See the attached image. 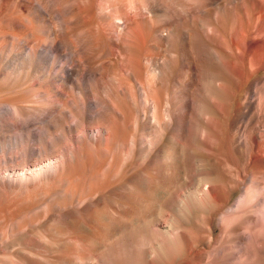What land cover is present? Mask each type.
<instances>
[{
    "label": "bare ground",
    "instance_id": "obj_1",
    "mask_svg": "<svg viewBox=\"0 0 264 264\" xmlns=\"http://www.w3.org/2000/svg\"><path fill=\"white\" fill-rule=\"evenodd\" d=\"M261 71L264 0H0V264H259Z\"/></svg>",
    "mask_w": 264,
    "mask_h": 264
},
{
    "label": "rangeland",
    "instance_id": "obj_2",
    "mask_svg": "<svg viewBox=\"0 0 264 264\" xmlns=\"http://www.w3.org/2000/svg\"><path fill=\"white\" fill-rule=\"evenodd\" d=\"M249 7V6H248ZM34 12L36 13L37 12V9H35L34 8ZM7 31H8V29H7ZM60 36L62 37V38H64L65 36H66V34H65V31H62V32H60ZM7 55H9L8 53H7ZM259 76H261V77H264V71H261V73H260V75ZM35 81L36 80H34L32 83H31V85H29V86H25V89H26V93H28V92H30V98H29V104L31 105V106H34V105H38V103H40V102H37V101H39L40 100V98H39V95H40V90L43 88L42 86H36V84L37 83H35ZM29 82V80L28 79H24V80H22L21 81V83L20 84H22V83H28ZM46 84V83H45ZM9 91V90H8ZM3 92V91H2ZM4 92H7V90L6 91H4ZM5 96H8L7 94L6 95H0V99L1 98H3V97H5ZM41 101V100H40ZM261 123H263L264 124V119L262 120V122ZM241 196H242V193H236L235 195H234V197H233V199H232V201H231V203H230V205H229V207L231 206V205H234V204H236L238 201H239V199L241 198ZM258 208H260L259 209V211H261V212H258ZM257 208V210L254 208L253 210L255 211H253L252 210V212H251V216H254V217H256L257 219H258V224H259V226H260V222L259 221H261V225L262 224H264V211L262 212V209L263 208H261V207H258ZM257 211V212H256ZM261 215H260V214ZM263 222V223H262ZM0 223H1V220H0ZM263 227H264V225H262ZM262 226H260V228H261V230L263 231L264 230V228L262 227ZM2 231V229H1V226H0V233H2L1 232ZM246 233V237L248 238V239H250V235H251V233H250V231L249 230H246L245 231ZM249 232V233H248ZM264 232V231H263ZM216 233H217V235L218 234H220V229L217 227L216 228ZM248 233V234H247ZM263 235H264V233H262ZM263 237V238H262ZM261 238H260V245L259 246H256L255 247V253H254V258H253V254H252V258H253V260L255 261V260H257L258 259V257H257V255H259V259L257 260L258 262H259V264L261 263V264H264V236H262ZM252 252V251H251ZM257 257V258H256ZM252 260V261H253ZM260 260V261H259Z\"/></svg>",
    "mask_w": 264,
    "mask_h": 264
}]
</instances>
